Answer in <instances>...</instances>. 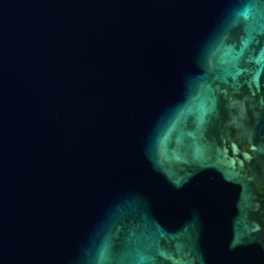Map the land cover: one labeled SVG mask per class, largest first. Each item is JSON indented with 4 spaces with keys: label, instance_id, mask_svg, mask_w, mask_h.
Returning a JSON list of instances; mask_svg holds the SVG:
<instances>
[{
    "label": "water",
    "instance_id": "water-1",
    "mask_svg": "<svg viewBox=\"0 0 264 264\" xmlns=\"http://www.w3.org/2000/svg\"><path fill=\"white\" fill-rule=\"evenodd\" d=\"M264 0H0V264H264Z\"/></svg>",
    "mask_w": 264,
    "mask_h": 264
},
{
    "label": "flooded vegetation",
    "instance_id": "flooded-vegetation-1",
    "mask_svg": "<svg viewBox=\"0 0 264 264\" xmlns=\"http://www.w3.org/2000/svg\"><path fill=\"white\" fill-rule=\"evenodd\" d=\"M261 166H262V170L264 172V161L261 162ZM258 186H259L260 191L264 192V185L262 183H259ZM263 201H264V197H263ZM261 218L264 219V207L262 209Z\"/></svg>",
    "mask_w": 264,
    "mask_h": 264
}]
</instances>
